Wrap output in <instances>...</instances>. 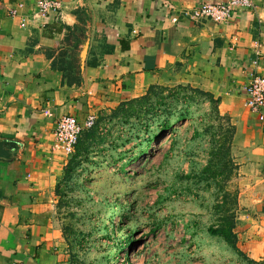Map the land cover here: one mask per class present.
I'll return each instance as SVG.
<instances>
[{
	"label": "crops",
	"instance_id": "0c3cea01",
	"mask_svg": "<svg viewBox=\"0 0 264 264\" xmlns=\"http://www.w3.org/2000/svg\"><path fill=\"white\" fill-rule=\"evenodd\" d=\"M36 1L0 0V264H66L53 209L61 117L83 123L107 102L179 85L238 104L234 235L246 264H264V126L243 96L264 77V0L226 24L200 16L202 0H57L58 13L21 28L9 10L31 16Z\"/></svg>",
	"mask_w": 264,
	"mask_h": 264
},
{
	"label": "rangeland",
	"instance_id": "374dc122",
	"mask_svg": "<svg viewBox=\"0 0 264 264\" xmlns=\"http://www.w3.org/2000/svg\"><path fill=\"white\" fill-rule=\"evenodd\" d=\"M222 104L196 87L154 86L92 113L88 153L59 155L56 169L66 264H246L236 237L209 233L233 235L240 209L231 152L240 109L234 98Z\"/></svg>",
	"mask_w": 264,
	"mask_h": 264
},
{
	"label": "built area",
	"instance_id": "2783aa9c",
	"mask_svg": "<svg viewBox=\"0 0 264 264\" xmlns=\"http://www.w3.org/2000/svg\"><path fill=\"white\" fill-rule=\"evenodd\" d=\"M253 8L252 0H228L226 3L212 4L209 0H202L199 6V15L212 21L215 24H226L231 21L237 11H246ZM61 10V3L57 0H37L30 15H23L25 6L16 3L9 10L12 18L19 19L21 28H25L27 23L35 18L46 20L50 15L56 14ZM257 65V61L254 62ZM245 106L256 116L258 122L264 126V77L253 73L249 83L243 88ZM48 115V114H47ZM95 116H89L83 123L76 117H61L54 131L53 149L64 156H71L75 146L83 131L93 127Z\"/></svg>",
	"mask_w": 264,
	"mask_h": 264
},
{
	"label": "trees",
	"instance_id": "16d2710c",
	"mask_svg": "<svg viewBox=\"0 0 264 264\" xmlns=\"http://www.w3.org/2000/svg\"><path fill=\"white\" fill-rule=\"evenodd\" d=\"M143 100H144V103L146 104V102H148L150 100V97L146 95V96H144ZM148 111H149V109H146L143 112L139 110L137 117L139 118V116H143V115L147 114ZM177 121L179 122V119L176 120V122ZM171 127L172 126H169V124L166 122L161 128H162L163 132L168 131V130L173 131V129ZM97 130H98V122L96 120L92 128L83 131V133L81 134L80 138L77 141L74 153L71 155V157H73L72 160L74 158H79L80 156H84L85 154L88 153V149L83 147V143H85L84 140H89L90 136L92 134H95L97 132ZM72 163L76 164V162L72 161L70 165H72ZM209 233L213 236L222 237L227 243H232V239H233L232 237H235L234 233L232 232L233 233V235H232L230 230L227 232H224L222 230L218 231V230H214V229L210 228Z\"/></svg>",
	"mask_w": 264,
	"mask_h": 264
}]
</instances>
